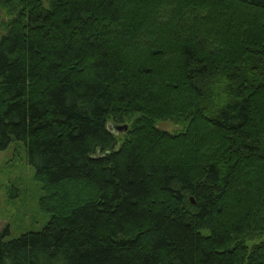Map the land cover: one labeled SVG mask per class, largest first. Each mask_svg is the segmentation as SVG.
Returning a JSON list of instances; mask_svg holds the SVG:
<instances>
[{
	"label": "trees",
	"instance_id": "1",
	"mask_svg": "<svg viewBox=\"0 0 264 264\" xmlns=\"http://www.w3.org/2000/svg\"><path fill=\"white\" fill-rule=\"evenodd\" d=\"M0 26V153L49 217L0 264H264V4L0 0Z\"/></svg>",
	"mask_w": 264,
	"mask_h": 264
},
{
	"label": "rangeland",
	"instance_id": "2",
	"mask_svg": "<svg viewBox=\"0 0 264 264\" xmlns=\"http://www.w3.org/2000/svg\"><path fill=\"white\" fill-rule=\"evenodd\" d=\"M2 31L0 26V33ZM222 88L223 82L215 86L218 92H222ZM158 125L171 132L182 128V123L172 120L160 121ZM111 127L114 129V124ZM122 133L119 131L120 136ZM34 174L35 168L28 161L22 143L14 141L0 153V229L9 226L11 236L41 229L49 219L40 210L41 188Z\"/></svg>",
	"mask_w": 264,
	"mask_h": 264
},
{
	"label": "water",
	"instance_id": "3",
	"mask_svg": "<svg viewBox=\"0 0 264 264\" xmlns=\"http://www.w3.org/2000/svg\"><path fill=\"white\" fill-rule=\"evenodd\" d=\"M252 1H255V2H258V3H261V4H264V0H252ZM128 129V125L127 124H124V125H114V131L117 132V131H125ZM191 201L192 203H196V201L194 200L193 197H191Z\"/></svg>",
	"mask_w": 264,
	"mask_h": 264
}]
</instances>
